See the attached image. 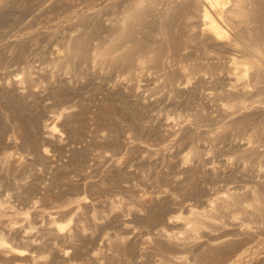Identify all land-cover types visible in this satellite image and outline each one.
<instances>
[{"label": "rangeland", "instance_id": "374dc122", "mask_svg": "<svg viewBox=\"0 0 264 264\" xmlns=\"http://www.w3.org/2000/svg\"><path fill=\"white\" fill-rule=\"evenodd\" d=\"M128 1L0 0V236L26 252L18 256L0 247V264H264V213L250 215V199L246 206L237 203L238 211L232 205L234 214L222 210L226 214L219 212L195 233L184 227L189 206L211 208L207 203L213 200L215 206L224 190L244 198L263 196L264 155L248 153L252 146L251 151L264 152V125L255 124L260 118L264 124V106H248L240 113L245 119L239 113L232 116L247 124L254 120L253 129L245 123L251 133L259 129L250 138L256 143L247 146L249 132L237 127L232 117H223L210 90L226 81L224 70L220 76L184 81L188 77L173 58L164 66L154 61L136 64L129 72L119 64L101 66L88 58H75L69 72L51 64L57 57L54 47L63 49L66 39L93 26L98 31L90 45L97 43L107 34L106 18ZM183 14L180 10L171 17L166 35L172 34L170 40L178 47L190 43L181 34L195 30L197 23L196 17L186 19ZM156 39L142 42L157 47L161 41ZM187 46L177 52H194ZM223 63L210 70L221 69ZM22 71L30 75L29 83L16 81ZM167 73L178 85L164 82ZM52 88L64 91L65 99L55 100ZM26 117L32 121L29 126ZM221 117L235 122L217 127ZM50 122L56 131L48 134L43 125ZM162 204L161 217L153 219L152 209ZM177 214L183 217L168 221ZM51 217L65 223L63 228L52 225Z\"/></svg>", "mask_w": 264, "mask_h": 264}, {"label": "bare ground", "instance_id": "6f19581e", "mask_svg": "<svg viewBox=\"0 0 264 264\" xmlns=\"http://www.w3.org/2000/svg\"><path fill=\"white\" fill-rule=\"evenodd\" d=\"M1 3H3V1ZM124 3H123V6L119 5V7L121 6V10L120 11H119L120 8L117 7V8H119L117 10V12L115 11L116 13L114 14V10H113L112 11L113 13H110L109 14V17L106 18V21H107V24H108V25L106 24L108 26V31H106L107 34L105 36L99 38V40H97L98 41L97 43H94L93 45H90V38L98 31L97 28L93 26L92 28H90L91 30L89 29L87 32H84L82 34H80L81 33L80 32L78 34V36H75V37H72L71 36L72 38H68L66 40L64 39L65 41L63 43H61L62 46H63V49L60 48V47H54V49H53V47H52L54 53L55 52L57 53V57L54 58L55 57L54 56L53 57L54 59L52 58L53 60L50 59V60L53 61V62L51 61L52 62L51 64H54V66L56 68L58 67V68H61V70L62 69L63 70H68V72H69V68H71L70 67L71 65L73 66L72 63H73V61H74L75 58H78V59L79 58H82V59L88 58V59H91V61H92L93 64H100L101 66H103V65H112V64H119L125 71H128L129 72V71H131V69L134 66H136V64H139L140 65V64L145 63L146 61L147 62L148 61H154V62L160 63V65L163 64L162 66H164V63L166 64V62H165L166 59L173 58L174 59V62L177 59L176 61H177V65H178L179 71L182 72L183 74H185L186 77H188V79L185 80L186 79L185 78L184 81H188L189 78L191 79V78H196V77L206 78V76L209 77L210 75H215V74H216V76H220L221 72H223L222 70H224V73H225V76H226V78H224V79L226 81L225 82L220 81L222 83H219V84H218L219 81L218 82L215 81V82H217V84H213L214 86H212L211 89H210L211 91L213 90L212 91V95L214 97V100L218 102L217 104L224 111V113H223V115H224L223 117L224 118H226V117H232V116L235 117L236 114L238 116V113L239 114L242 113V111L245 110V109H247L248 106L251 107L252 105H258V104H259V106L260 105L264 106V0H132V1L130 0V1L126 2L125 4ZM0 9H2V8H0ZM180 10H181V12L182 11L184 12L183 15H185V18L186 19L191 18V17H196L197 23L194 25L195 30H193V28H192V32H190L191 29L188 28V30H185L187 32L184 33L183 35L181 34L182 32L180 33L181 36H183V37L185 36L184 37V38H186L185 40L189 41L190 43L184 44L183 46L180 45L181 47L180 46L178 47L177 44L176 45L173 44V42H171V40H170V37H172V34H171L170 37H168L169 35L168 36H166V35L168 33V30L171 29V27H170V21H172V20H170L171 17L174 16ZM2 14H4V13H2ZM92 15H93V12H92ZM254 15H255V17H254ZM83 16L81 15V17H83ZM91 16H89V17H91ZM81 17H79V22L83 21L81 19ZM149 17H150V19H149ZM181 18H183V17H181ZM84 19H86V17ZM3 20H4V18H3ZM91 20H93V19L91 18ZM84 21H83V23H84ZM104 21H105V19H104ZM186 21L188 22V20H186ZM4 22H5V20L3 21V23ZM79 22H78V24H80ZM191 24H192V22L190 23V25ZM81 25H82V23H81ZM82 26H84V25H82ZM106 29H107V27L105 28V30ZM171 33H172V31H171ZM174 37L172 38L173 40H174ZM156 38H158V39H156ZM178 38H180V37H178ZM150 39H152V40L156 39L159 42L161 41L160 42V45H158L159 43L157 44L158 45L157 46L158 48L155 47V46L152 47L151 45H154L153 43H151V45H145V43L143 44L142 40H144V42H145V41H149ZM152 40H150V42ZM154 43H156L155 40H154ZM187 45H189V48H190V46L193 47L194 48V52H189V53L186 52L187 53V54L185 53L186 55H184L182 53L180 54L179 52H177V49H179V48H183L182 50H184L186 48L188 49V46ZM61 49L63 50L62 54H60ZM224 57H226V58H224ZM221 59H225V61H226V62L224 60L222 61V63L225 62V63H223L224 64L223 67L221 69L214 68V69L210 70V68L211 67H214V65L220 64ZM169 60L171 61V59H169ZM171 62H173V61H171ZM153 64L154 63H152L151 65L153 66ZM169 65L171 66V64H169ZM165 66H167V65H165ZM219 67H221V66H219ZM52 68H53V66H52ZM163 68H165V67H163ZM23 72L24 71H22V75L23 76L22 77H19L18 80H16V81H19L18 83H21V81L24 82V83L26 81H28V83H29V79H31V78H29L30 75L28 76V75H26L27 72H26V74H24L25 72L24 73ZM161 73H163V72H161ZM169 73H170V71H169ZM18 74H15V75H18ZM206 74H208V75H206ZM165 75H166V73H165ZM177 75H179V74H177ZM163 76H164V74H163ZM157 79H159V78H157ZM164 79H165V81L164 80H162V81H164L166 84H170L171 82H172V85L177 84V83L173 84V82H174L173 79L174 78H173V75L172 74L169 75L167 73V76L164 77ZM202 81H201V83H202ZM175 82H177V80ZM15 84H16V82H15ZM169 86H171V85H169ZM195 86H197V85H195ZM166 87H168V85ZM166 87H164V88H166ZM209 88H208V90H209ZM63 89H66V87L63 88ZM58 91H60V92H58ZM54 92H56V90L54 91V89H53V92L52 93H54ZM57 92L54 93V94L56 96H58L59 98L58 97H55L54 99L55 100H58L61 97V99L59 101H63L65 99V98H63L65 96V92L62 91V90H59V88H58ZM66 92H69L68 89H66ZM170 92L171 91H169L168 94ZM190 92L193 93V95H194V91L193 92L190 91ZM196 92L197 91H195V93ZM68 95H66V96H68ZM191 95L189 94V96H187V98L193 99ZM203 95H205V93H203ZM166 97H167V93H166ZM205 97H206V95H205ZM7 98H9V97H7ZM164 98H165V96H164ZM185 98H186V96H185ZM187 98L185 99V102L187 101ZM206 98H204V99H206ZM210 99H211V97H210ZM11 102H13V101H11ZM181 102H182V100H181ZM162 103H163V100H162ZM10 104H12V103H10ZM14 106H15V104H14ZM11 107H13V105H11ZM19 107H20V105H19ZM13 108H16V107H13ZM13 108H9V109L14 110ZM68 108L65 107L58 114L63 113L62 111H64L65 109H68ZM254 108L256 109V107H254ZM16 110H18V109H16ZM15 111H13V112H15ZM185 111H187V110H185ZM54 114H56V113H54ZM134 114H136V113H134ZM205 115H206V113H205ZM240 115H239V117H240ZM130 116H132V115H130ZM200 116L202 117V115H200ZM218 116H219V114H218ZM241 116H243V115H241ZM21 117H23V116H21ZM167 117L169 118V116H167ZM223 117H221L220 118L221 120L219 119V121L217 122L218 123V126L217 127H219V126H221V127L222 126L223 127L230 126L231 124H233L236 121L234 124L237 127L242 128V130L243 129L246 130L245 128H247V127L245 125L248 122L247 119H246L247 122H243L242 123V121H240L241 119L238 121L237 119H234L232 117L235 120L233 122V120H230L231 118L229 119L230 121H227L226 120L227 118L224 119ZM244 117H246V116H243V118ZM259 118L260 117H258V119ZM195 119H197V117ZM244 119H242V120H244ZM200 120H202V119H200ZM249 120H251V119L249 118ZM259 120H256L255 121V124L258 121V123L261 122L262 125H264L263 124V120L261 121V118ZM129 121H128V123H129ZM132 121H134V118H133ZM18 122H19V120H18ZM31 122L32 121L30 120V118H27L25 120V124H28V126L30 125ZM8 123H9V121H8ZM22 123L24 124V122H22ZM217 123H214V124H217ZM239 123H241V125ZM252 123L251 124H249V123L247 124V125H249L248 128H250V125H251V127L253 129L254 120H253ZM14 124H16V123H14ZM191 124H192V122H191ZM3 125H0V126H3ZM25 126H27V125H25ZM43 126H45L46 129L48 130L47 131L48 134L53 133V132L56 131L55 130L56 129L55 123L50 122V123L44 124ZM215 126L216 125H214V127ZM255 126L258 127V124L255 125ZM1 129L2 128H0V130ZM255 129L256 130H253V131L255 133H256V131L258 132L259 129H257V128H255ZM247 130H246V133L249 132ZM254 132H252V133L254 134ZM242 133H243V131H242ZM250 133H251V131L249 132V135L247 137V142H245L247 146H249L251 143H254L255 142L254 141L255 139L253 141L250 139V138H252V133L251 134ZM183 134H185V133H183ZM186 135H188V134L186 133ZM221 135L223 136V134H221ZM235 136H236V134H235ZM200 137H201V135H200ZM179 138L182 139L183 137L182 138L179 137ZM185 138H187V137H185ZM166 139H168V138L166 137ZM183 140H184V138H183ZM197 140H198V138H197ZM245 143H244V145H245ZM258 143H259V141H258ZM260 145H261V147L264 146V145L262 146V144H260ZM194 148H197V147H194ZM246 148L247 147H245V149ZM248 149H250V147ZM248 149H246V151ZM184 150L187 151V149H184ZM251 150H253V146L250 149V153L251 152H253V153L256 152V154H257V151H258V154L260 153L259 155H264V152H263V154L261 153V151L263 150V148L260 151L259 150L251 151ZM188 151H190V149ZM191 151L193 152V154L194 153L195 154L198 153L196 151V149H192L191 148ZM241 151H243V150H241ZM43 152L44 153L46 152L45 149L43 150ZM178 153H180V152H178ZM188 153L189 152H187L186 154H183L184 156L182 157V159H184V161H186L185 159H187V154ZM250 153H248L250 156L251 155H255V154H252V153L250 154ZM190 154H192V153H190ZM193 154H192V156L195 155V154L194 155ZM263 158H264V156H263ZM263 166H264V164H263ZM188 168H190V167H188ZM200 170L198 171V173L200 172ZM208 170H206V171H208ZM172 172H173V170H172ZM166 173L167 172H165V174ZM201 173H202V171H201ZM201 173H200V175H201ZM195 174L197 175L196 172H195ZM205 174H206V172L204 173V176H205ZM232 174H230V175H232ZM187 175H189V174H187ZM196 175H194V176L196 177ZM194 176H192V177L194 178ZM204 176H203V178H204ZM213 177H215V176H213ZM183 178H184V176H183ZM200 180H202L201 179V176H200ZM204 180H206V179H204ZM221 180H222V178H221ZM229 182H231V181H229ZM210 184H211V182H210ZM179 185H181V184H179ZM193 187L195 188L194 190L196 191V188L197 187H195V186H193ZM179 188H180V186H179ZM173 189H174V187H173ZM201 189H202V187H201ZM182 190H184V188ZM229 190L230 189H227L226 191L224 190V194H223L224 196L222 195V197L220 199H218L219 201L216 203L215 206L213 205V200H210L207 204H209V206H211V208H207V207H200L199 208L198 205H197L198 208H196V206H189L188 210L186 209L188 215L186 216L184 214L185 215V223L184 222L183 223L186 224V225H184V227L186 226L185 227V230L195 233V232L198 231V229L201 226H204V225L208 224L207 221L209 222L211 219H212L211 221H214L215 219H217V217L219 215L218 213L220 212V215H221V213L223 212L222 210H226V212H227V209H229V211H228L229 213L228 214H231V213H233L236 210L235 209L236 207L237 208L239 207L237 203H239V204L244 203L245 205L244 204L243 205L246 206L248 199H250V200H248L250 202L247 205H251L252 206V211L251 212H248V211L245 210V212H248L250 215L253 214V216H254V214L257 215V216H261L262 213H264V194H263V196H261L262 194H257L255 192L256 195L253 194L249 198H244V196L241 197L240 194L239 195L238 194H235L233 192H230ZM252 191H255V190L252 189ZM186 195H187V193H186ZM182 196H184V194H182ZM187 198H189V197H187ZM200 198H202V197H200ZM234 204H236V206ZM232 205L234 206V209L235 210L233 208L230 209V207ZM163 206L165 207V205H163V204L162 205H157L156 207H154L152 209L153 210L152 211L153 212L152 213V218L153 219L154 218L157 219V218H160L161 217V215L163 213V210H164V207ZM206 206H208V205H206ZM243 207L242 208L240 207V210L241 211H243L245 209ZM240 210H239V212H240ZM236 211H238V209ZM223 213H225V212H223ZM243 213H244V211H243ZM181 217H183L181 214L171 215V216H168V221L169 222H172V221L175 222L176 220H178ZM48 222H50V221H48ZM51 223H52V225L54 224L55 227L58 228V229H62L63 226H64V224H65V223L62 224V222L60 223L59 220H57L55 217L53 219L51 217ZM0 247L1 248L2 247L5 248V249H2V250L0 249L1 251H4V253H5V251H10V252L15 253L18 256H23L26 253L25 250H23V249L21 250V249H18V248H15L14 246H12L11 243H9L8 241H6V239H4V237L2 238L1 236H0ZM6 248H8V249H6ZM13 253H12V255H13ZM20 262H21V260H17L16 261V264H20ZM28 264H29V262H28Z\"/></svg>", "mask_w": 264, "mask_h": 264}]
</instances>
